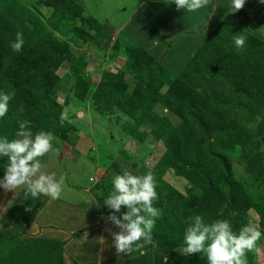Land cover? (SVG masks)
Returning a JSON list of instances; mask_svg holds the SVG:
<instances>
[{
	"label": "rangeland",
	"instance_id": "rangeland-1",
	"mask_svg": "<svg viewBox=\"0 0 264 264\" xmlns=\"http://www.w3.org/2000/svg\"><path fill=\"white\" fill-rule=\"evenodd\" d=\"M16 1L32 14L30 17L50 39L59 43L56 50L48 53L58 77L52 94L57 105L46 112L41 107L35 110L25 107L20 115L24 118L37 116L42 125L40 130L55 136L53 150L39 158L41 170L55 173L57 180L63 178L64 183L60 198L55 200L44 195L32 198L26 194V186L9 192L0 187V249L1 244L8 245L16 240L28 242V252L34 253L37 248L52 251L59 257L58 241L63 244L61 264H95L92 259L98 252L93 249L98 248L94 232L101 234L104 227L118 230L107 221L111 210L103 200L113 190V177L125 170L139 175L153 173L158 193L154 206L162 213L153 233L164 236L165 225L170 227L171 221L163 219L168 208L163 198L175 196L174 201L181 197L197 198L202 189L171 166L164 138L159 137L149 123L151 115L164 120L169 127L168 133L175 128L185 131L189 119L195 122L191 130L201 136L207 133V121L209 125H219V133L211 144L204 142L201 146L203 160H210L209 150L226 158L232 182L241 186L248 197L247 213H237L243 220L239 224L244 226L251 220L264 234V104L261 105L258 98L264 86H253L254 81L261 82L264 75L261 74L264 70V3L252 0L237 13L227 12L226 27L217 28L221 32L213 29L206 35V38H215L216 33L220 36L223 31L224 39L207 53L194 52L188 61H183L182 71L174 74L162 63L160 56L171 47V37L176 30L147 19L154 27L152 31L158 34L151 38L156 39L159 46L165 45L163 53L155 55L156 58L143 51L136 39H130L117 29L127 22L129 26L138 23L143 28L138 19L146 17L141 12H149L151 0H64V5L68 4L71 9L67 8L69 14L61 16L60 21H54L57 10L43 4L42 0ZM68 19L72 26L65 22ZM54 22L58 27L53 26ZM98 25L102 26L104 34L97 31ZM140 33L144 35V31ZM237 35L246 37L242 49L234 44L233 37ZM206 42L204 50L210 47V42ZM232 54L235 68L228 62L229 72H218L214 59L219 61L228 55L232 59ZM182 58L177 52L174 61L182 64ZM240 65L248 66V71L239 70L237 66ZM231 70L232 74L234 70L239 72L234 71L229 79ZM80 76L89 83L84 99L74 93L75 82ZM113 76L120 93L137 99L144 91L151 99L137 106L126 99L123 106L115 103L107 106L101 92L96 91L102 80ZM18 109L16 102L9 103L7 115L0 118V137L16 138L19 126H10L7 118L18 113ZM44 113L49 115L42 120ZM191 130L188 129L187 134H192ZM31 131L34 136L36 133ZM179 143L191 159V137L187 144ZM6 166L7 158L0 157L1 175H5ZM125 211L127 209L122 207L117 215ZM235 216L226 201L219 207L217 220L232 218L233 224ZM85 231L87 239H84ZM36 241L39 248L31 246ZM258 247L259 253L247 254L248 264H264V235ZM180 256L178 264L183 258L182 254ZM30 259L31 264H41L34 257Z\"/></svg>",
	"mask_w": 264,
	"mask_h": 264
},
{
	"label": "trees",
	"instance_id": "trees-1",
	"mask_svg": "<svg viewBox=\"0 0 264 264\" xmlns=\"http://www.w3.org/2000/svg\"><path fill=\"white\" fill-rule=\"evenodd\" d=\"M42 1L46 6H52L57 10L54 21H60L58 19L61 16L66 13L69 14L70 12L71 6L68 4L64 5L66 0ZM67 8L70 9L68 10ZM30 15L32 14L18 1L0 0V92L15 90V97L10 102H16L19 109L21 107H23V109L27 107L35 110L36 108L41 107L45 108L46 112L47 109H52L53 106L57 105L56 101L52 100V94L55 90L58 77L54 70L55 65L51 63V55L48 53L50 50H56V45L59 46V43L50 39L42 27H39ZM246 16L248 18V15ZM65 22L72 26L70 19L65 20ZM226 25L227 21L223 19L214 28V31L221 32V30H218L217 28L222 27L223 29ZM53 26L55 28L58 27L55 22ZM96 28L99 33H105L101 25H98ZM17 32H22L25 40L22 52L20 53L14 52L10 47V43L15 40ZM216 36L217 37L215 38L207 37L197 48L195 53L201 50V52L205 51L206 53L211 51L212 46L216 47L217 44L220 43V39H224L225 34L223 35L222 31L220 36L217 33ZM207 40L208 43L210 42V47L208 46L204 50L203 47L205 46V43H207ZM234 52L235 49L232 48V53ZM227 53L225 55H227ZM232 56V59L229 58V55L220 58V60L217 59L219 61L214 59V63L218 66V72H229V69L227 68L228 62L231 64L232 68H235L233 66L235 64L234 54H232ZM263 65L264 64H262V67ZM237 68L239 70L242 68V72H246L249 69V67L245 65L244 67L241 65L239 67L237 66ZM239 70L234 71L237 73ZM234 71L233 74L232 70L230 71L231 75L228 77L229 79L234 75ZM261 74H264V70ZM262 78L263 80L261 82L255 80L253 86H260V84L264 86V75ZM106 79L108 80L107 83H105ZM106 79L100 82L96 92H101L103 102L108 104L107 106L111 103L123 106L122 102H124V99H126V101L128 100L131 105L137 106L143 101L151 99L144 91L142 93L138 92L139 95L136 97L137 99L131 98V95H125L124 92L120 93L118 85L114 84V76L111 79L106 77ZM88 85L89 83L86 82L83 77H78L74 86L75 95L80 99H84L89 92ZM261 90L263 93L258 94V98L260 99L261 105H263L264 90L260 89V91ZM175 97L178 96L175 95ZM19 112L20 111H18V113L15 112L14 116H9L7 118V123H9L10 126L12 124L13 127L16 128L19 126L20 121L26 119L30 121L29 127L31 130L35 133L41 131L40 129H42V125L38 123L37 116L24 118V115L21 116L20 114L22 113ZM47 115L49 114L44 113L41 115L42 120ZM1 122L3 123V119H1ZM149 123L152 125L154 132H156L159 137L164 138L169 149L168 155L171 156V166L175 171L178 174L185 176L189 181L200 186L202 189L200 196L197 198L181 197L176 201H174L175 196L163 198L168 205L165 215H163V219L165 220L169 218L171 225L170 227L169 225H165L167 231L163 232L164 236L157 235L156 232L153 233L155 240L167 244L172 249H179V247L183 245L184 233L188 226L185 221L188 217L199 214L203 216L206 224H211L217 220L219 207H221L226 201L229 202L231 209L235 212L236 216L235 219H233V224L232 218L229 219V221L233 226V231L238 233L242 227L239 222H242L243 220L240 218V215H237V213H247L248 197H245V193L242 191L241 186H237L232 182V173L230 171L229 163L223 155L209 150L207 152L209 153L210 160H203L202 157L204 151L201 146H203L204 142H206L205 144L207 145L211 144L215 135L219 133V125H209V121H207L205 123L207 133L201 136L200 134H196V132L194 134L191 130L195 123L191 119L187 120L186 126H184L185 131L175 128L169 133V127L168 125L166 126L163 119H157L151 115ZM228 126L231 127L232 123H229ZM188 129L191 130L192 134H187ZM197 135H200V137ZM189 137H191L193 143V155L191 159L188 158L189 153L187 150H183L179 143H186ZM3 177L4 175L0 174V179H3ZM163 197H165V195ZM56 242L59 246L56 248L59 257L52 251L38 250L37 248H34V253L28 252V242L23 243L15 240L14 243L8 245L7 243H3L1 244L0 249V264H31V257L37 259L41 264H61L63 244L58 241ZM33 245L36 247L38 246V248L40 247L37 241L32 242L31 246ZM180 264H208V262L203 253H197L187 257L183 255Z\"/></svg>",
	"mask_w": 264,
	"mask_h": 264
},
{
	"label": "clouds",
	"instance_id": "clouds-1",
	"mask_svg": "<svg viewBox=\"0 0 264 264\" xmlns=\"http://www.w3.org/2000/svg\"><path fill=\"white\" fill-rule=\"evenodd\" d=\"M177 10L186 13H195L200 9L213 5V0H172ZM264 3V0H260ZM246 0H230L229 13H237L244 8ZM215 5H213V11ZM238 49L245 46L246 37L237 35L233 37ZM25 40L22 32H17L15 40L10 43L11 49L22 52ZM15 90L0 92V118L7 115L9 103L15 97ZM22 113L23 107L19 109ZM29 120L19 123L16 138L0 137V157L7 158L5 175L0 179V187L5 192L15 191L26 186V194L32 198L40 195L51 199H59L63 192V178L57 180L55 173L43 172L40 157L53 150V141L56 139L52 132L38 131L34 136L29 127ZM113 190L103 200L111 213L106 217L119 231L107 228L113 237L116 253L143 254L146 244L153 243V229L161 210L154 206L158 199L156 180L151 172L139 175L125 170L112 179ZM99 206V205H98ZM122 207L127 211L122 215ZM188 225L183 239V245L178 252L184 256L203 253L208 264H248L249 252L259 253L261 249L258 242L262 238L259 226L251 220L242 226L239 232L233 231L231 222L227 219L216 220L206 224L202 215L196 214L185 221ZM88 238L87 231L84 239ZM167 257H164L166 264Z\"/></svg>",
	"mask_w": 264,
	"mask_h": 264
},
{
	"label": "crops",
	"instance_id": "crops-1",
	"mask_svg": "<svg viewBox=\"0 0 264 264\" xmlns=\"http://www.w3.org/2000/svg\"><path fill=\"white\" fill-rule=\"evenodd\" d=\"M251 2L252 0H246L245 7ZM229 4L230 0H213L214 11L213 5H209L207 8L200 9L195 13H186L183 9L177 10L172 0H151L148 5L153 10L149 7V12H145V10L143 12L139 11L146 16L144 17L145 19H138L139 23L144 24H142L143 28L138 23L129 26L127 22L118 26L117 29L130 39H136L138 46L154 57L160 54L161 51L163 53L165 45L164 47L162 45L159 46L157 40L151 38L158 36V34L152 31L154 27L147 19L150 18L155 20L160 26L176 30V33L171 37V47L160 56V59L165 66L171 68V73L179 74L185 67L183 61L190 59L192 54L204 42L208 32L213 30L224 19L228 12ZM218 5H222V7L220 8ZM148 30L151 32L147 34ZM141 31H144V35L140 33ZM176 51L184 57L181 60L182 64H177L174 61V56L177 55ZM94 233L96 234V237H94L95 245L98 248V250L96 247L93 249V251L98 252L96 257L94 255L92 259L95 264H165V256L169 257L166 260V264H178L180 261L181 254L176 249H172L167 244L154 239L152 244L145 245L142 255L136 252L118 255L113 245V237L110 232L106 231L105 227L102 228L101 234L98 231ZM166 253L170 254L165 255Z\"/></svg>",
	"mask_w": 264,
	"mask_h": 264
}]
</instances>
